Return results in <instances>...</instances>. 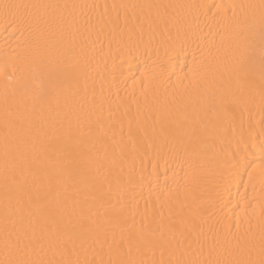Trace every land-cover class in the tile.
<instances>
[{
	"label": "bare ground",
	"instance_id": "1",
	"mask_svg": "<svg viewBox=\"0 0 264 264\" xmlns=\"http://www.w3.org/2000/svg\"><path fill=\"white\" fill-rule=\"evenodd\" d=\"M4 4L61 7L39 10L48 24L17 30ZM262 5L0 0V259L6 209L17 227L32 219L39 237L28 195L38 203L50 181L43 203L61 227L44 239V259L203 264L235 259L238 247L258 258Z\"/></svg>",
	"mask_w": 264,
	"mask_h": 264
},
{
	"label": "snow or ice",
	"instance_id": "2",
	"mask_svg": "<svg viewBox=\"0 0 264 264\" xmlns=\"http://www.w3.org/2000/svg\"><path fill=\"white\" fill-rule=\"evenodd\" d=\"M60 5H43V4H4L3 15L6 22H10V26L19 30L20 28H32L39 27L41 24H48L49 21L45 19L43 15L40 14V9H49V8H60ZM64 8L70 6L64 5ZM71 7H76L72 5ZM264 7V5H262ZM262 41H264V35H262ZM241 71H246L241 67ZM33 164L38 163V158L34 157L32 160ZM15 180V177H13ZM53 190V184L51 181L48 184L47 192L43 195L40 192H37L35 195V201L38 203H33V196L28 195V204L30 210L28 216L32 217L34 214H39L42 223L39 224L40 236L37 237L36 230L37 225L32 220L29 219L25 225L23 217L19 220V227H17V219L12 210L6 209L5 211V242H4V258L0 259V264H81L79 260H72L70 258H63L60 261L55 259H44L41 254L45 252V244L43 243L44 239L47 236L53 235L60 231V223L57 221V209L51 204H44L43 201L47 200L48 195ZM31 207L36 208V213L31 211ZM11 225V230L9 229ZM81 232L86 230V224L83 222V213L81 222L79 224ZM192 231L197 230V225L195 222H192L191 225ZM237 230H239V225H237ZM227 231L231 232V226H227ZM71 243V237L68 240L62 242L63 252L69 254L74 251L70 249L68 245ZM59 244V241H58ZM53 243L49 242L47 247L49 250L52 249ZM39 249V250H38ZM215 249H213L214 251ZM237 257L235 259L229 260H209L203 262V264H264V234H262L259 256L258 258H253L252 248L238 247L236 250ZM231 254V253H230ZM84 264H89L85 261ZM144 264V262H141ZM159 264H182L180 261L165 262L161 260ZM183 264H200L199 261L190 260L183 262Z\"/></svg>",
	"mask_w": 264,
	"mask_h": 264
}]
</instances>
